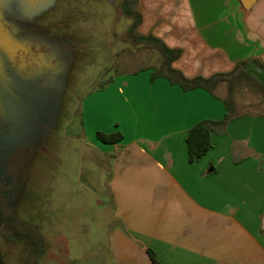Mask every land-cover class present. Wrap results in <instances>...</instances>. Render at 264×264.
Listing matches in <instances>:
<instances>
[{
	"label": "crops",
	"instance_id": "obj_1",
	"mask_svg": "<svg viewBox=\"0 0 264 264\" xmlns=\"http://www.w3.org/2000/svg\"><path fill=\"white\" fill-rule=\"evenodd\" d=\"M131 9L140 14L136 33L180 49L172 64L188 77L264 62V0L250 8L240 0H136ZM109 77L88 111L97 120L112 103L109 121L103 116L94 129L124 134L116 142L91 137L104 153L98 162L107 165L114 209L105 264H157L150 249L160 264H264V114L216 124L210 149L190 161L188 130L222 120L223 96L152 79L149 70Z\"/></svg>",
	"mask_w": 264,
	"mask_h": 264
},
{
	"label": "rangeland",
	"instance_id": "obj_2",
	"mask_svg": "<svg viewBox=\"0 0 264 264\" xmlns=\"http://www.w3.org/2000/svg\"><path fill=\"white\" fill-rule=\"evenodd\" d=\"M123 1L0 0V181L17 217L45 240L38 264H105L114 209L91 137L115 105L90 121V100L109 76L163 62L159 49L129 39ZM216 91L226 96V83ZM236 99L239 112L264 114L254 84ZM0 246L7 264L28 260L30 245L1 211Z\"/></svg>",
	"mask_w": 264,
	"mask_h": 264
},
{
	"label": "trees",
	"instance_id": "obj_3",
	"mask_svg": "<svg viewBox=\"0 0 264 264\" xmlns=\"http://www.w3.org/2000/svg\"><path fill=\"white\" fill-rule=\"evenodd\" d=\"M136 0H124L122 8L133 21L128 27L127 35L135 43L148 44L159 49L163 55L162 64L152 73V79L158 76L167 77L171 83L182 86L185 90L202 87L208 90L215 97L221 96L216 91L218 85L222 82L226 83L227 95L222 97L226 107L225 117L220 121L203 120L188 130L187 143L190 161L200 159L212 146V131L216 124H226L232 118L239 116L238 103L236 99V91L243 84L252 83L256 88L264 92V62L259 58L244 59L236 64V66L228 72H217L211 76L196 75L188 77L184 72L173 66V61L177 59L181 53L180 49L168 47L160 38L153 34L141 35L135 32V28L140 20V14L131 9V4ZM144 68V67H142ZM112 80L111 77L101 82L104 87ZM97 135L104 141L116 142L123 138L121 131L106 132L98 131ZM9 187H6L0 181V211L3 215L5 227L13 234L24 238L30 245L29 257L24 264H38V258L45 249V240L39 233L37 228L20 220L14 213L9 202ZM151 258L160 264L155 252L149 250ZM0 264H6L4 254L0 248Z\"/></svg>",
	"mask_w": 264,
	"mask_h": 264
},
{
	"label": "water",
	"instance_id": "obj_4",
	"mask_svg": "<svg viewBox=\"0 0 264 264\" xmlns=\"http://www.w3.org/2000/svg\"><path fill=\"white\" fill-rule=\"evenodd\" d=\"M244 7L250 8L257 0H240Z\"/></svg>",
	"mask_w": 264,
	"mask_h": 264
}]
</instances>
